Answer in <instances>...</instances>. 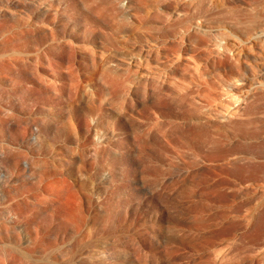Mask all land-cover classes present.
<instances>
[{
  "label": "rangeland",
  "instance_id": "1",
  "mask_svg": "<svg viewBox=\"0 0 264 264\" xmlns=\"http://www.w3.org/2000/svg\"><path fill=\"white\" fill-rule=\"evenodd\" d=\"M37 1L48 5L42 17L51 23L65 22L70 31L71 24L79 22V65H94L87 59V41L97 36L94 47L105 54L98 55L96 63L114 72L122 62L127 64L123 69L128 67V76L120 79L125 89H118L120 77L112 87L117 86L116 97L122 96L130 112V182H141L144 193L131 197L132 220L125 244L112 249L114 262L220 264V250L230 245L234 254L223 264H264L263 254L251 249L264 244V42L251 37L245 48L233 45L237 36L247 37L257 26V0ZM25 4L21 22L36 15L35 8ZM9 5L13 8L14 3ZM17 16L10 12L7 23L0 20V60L20 57L32 66L36 55L46 52L47 42H26L29 37L21 36ZM226 41L231 52L221 49ZM238 49L249 59L238 56ZM243 59L253 61L252 72ZM122 71L113 77L122 78ZM98 82L100 92L108 90ZM18 98L12 92L8 104L2 97L0 115L9 113L4 104L21 107ZM29 109L25 106L21 116L30 117L33 110L31 116L37 115ZM113 224L103 230L117 239L120 231ZM98 242H84L81 254L102 248ZM83 257L79 264H98Z\"/></svg>",
  "mask_w": 264,
  "mask_h": 264
},
{
  "label": "bare ground",
  "instance_id": "2",
  "mask_svg": "<svg viewBox=\"0 0 264 264\" xmlns=\"http://www.w3.org/2000/svg\"><path fill=\"white\" fill-rule=\"evenodd\" d=\"M10 2H0V20L4 23L10 12H16L19 16L15 21L22 27L19 31L23 39L25 35L29 37L26 42L31 44L47 42V50L33 59L35 64L44 63L42 67L37 64L33 67L30 62V66L24 64L20 57L17 61L0 60V100L7 98L8 103L12 92L21 98V107L6 108L8 105L4 104L9 115H0V264H79L83 254V260L116 264L112 249L126 242L132 220L131 197L144 193L141 182H130V112L126 101H120L121 95L118 100L119 87L123 90L126 87L125 80H121L128 67L123 69L125 64L120 62L119 72H114L111 66H108L110 69L99 66V61L96 65L97 36L87 41L91 52L87 59L94 65L82 67L79 65V22L72 21L71 30L67 31L65 22L53 24L42 17L49 10L48 5L37 0ZM13 3L10 8L9 4ZM25 3L35 8L36 15L32 21L21 22L27 12ZM256 4L257 26L247 37L237 36L238 41L233 43L241 49L245 44L251 45V37L264 42V0H257ZM58 26H63L61 32L56 30ZM3 30L0 28L1 32ZM106 40L109 41L103 36V41ZM80 48L85 58V47ZM221 49L231 52L229 41L224 42ZM241 49H238V56L248 60ZM100 53L101 57L105 54ZM236 58L239 59L237 55ZM252 62H244L251 72L255 69ZM241 63L239 60L235 63L238 69ZM121 70H124L122 78L118 74L113 77ZM117 77L123 82L120 86L116 83ZM98 81L108 85V90L103 88L105 91L100 92L102 85ZM114 82L118 89L116 85L112 87ZM25 106L35 109L37 115L31 116L34 111L31 110L30 117H22L20 113ZM112 224L120 231L117 239L103 230ZM79 233L84 235L81 239ZM89 241H99L98 245L102 242V248L81 254L82 244ZM253 246L251 249L264 257V244ZM245 247L250 250V246ZM220 251V264L234 254L230 245Z\"/></svg>",
  "mask_w": 264,
  "mask_h": 264
}]
</instances>
